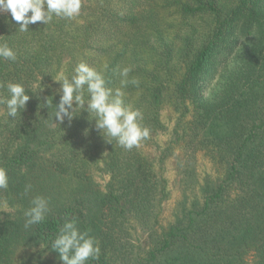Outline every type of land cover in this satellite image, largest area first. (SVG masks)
Wrapping results in <instances>:
<instances>
[{
  "label": "trees",
  "instance_id": "1",
  "mask_svg": "<svg viewBox=\"0 0 264 264\" xmlns=\"http://www.w3.org/2000/svg\"><path fill=\"white\" fill-rule=\"evenodd\" d=\"M17 27L0 13V42L17 54L0 58V84L21 82L31 97L14 119L0 105L9 178L0 264H62L51 241L65 219L99 242L87 264H264V0H82L72 20ZM81 61L104 71L113 91L124 88L150 138L167 128L161 112L170 109V137L155 157L143 150L150 138L131 150L109 143L86 111L55 120L53 79ZM199 153L212 166L201 179ZM172 155L182 158L181 186L164 223ZM96 175H106L103 185ZM36 196L49 211L26 227Z\"/></svg>",
  "mask_w": 264,
  "mask_h": 264
},
{
  "label": "clouds",
  "instance_id": "2",
  "mask_svg": "<svg viewBox=\"0 0 264 264\" xmlns=\"http://www.w3.org/2000/svg\"><path fill=\"white\" fill-rule=\"evenodd\" d=\"M81 7L82 0H0V13H10L19 32H27L29 25L36 22L47 25L54 16L72 20L79 16ZM0 58L13 62L17 59L16 52L7 41L0 42ZM131 70V67H124L120 74L127 78ZM53 81L60 84L56 93L59 95V102L55 104L56 121L63 123L67 118L71 122L76 110L80 109L93 117L95 129L103 137L110 138L109 143L114 139L124 149L131 150L150 138L151 129L142 124L141 110L125 105L124 88H116L115 91L109 88L104 71L81 61L70 77L61 71ZM127 83V79L122 80L123 85ZM131 83L138 84L139 81L133 79ZM0 88L7 92V95L0 94V105L6 107L7 117L14 119L26 108L31 97L21 82H6L0 84ZM45 103L51 107L53 97L51 100L46 97ZM8 179L7 170L0 167V189L8 187ZM48 203L42 196L32 199L31 207L24 213L26 227L45 221ZM51 250L59 254L62 264H87L89 259L98 260L100 256L99 242L88 230L81 231L75 219H65L51 241Z\"/></svg>",
  "mask_w": 264,
  "mask_h": 264
},
{
  "label": "rangeland",
  "instance_id": "3",
  "mask_svg": "<svg viewBox=\"0 0 264 264\" xmlns=\"http://www.w3.org/2000/svg\"><path fill=\"white\" fill-rule=\"evenodd\" d=\"M170 109H163L161 112V117L167 128L164 130H159L151 135L149 141L143 145V150L146 154L151 157H155L162 146L166 143L167 139L170 137V130L173 126L174 116L171 114ZM177 154L180 152L177 151ZM182 162V158L178 155H172L164 163V174L168 178L169 187L171 190V196L167 201L163 202L162 220L164 223L172 221V207L174 199L179 194L180 190V174H179V164ZM195 169L199 175V179L205 173H212V166L208 159L202 155V153L197 154V161L195 163ZM96 180L103 185L106 181V175H96Z\"/></svg>",
  "mask_w": 264,
  "mask_h": 264
}]
</instances>
